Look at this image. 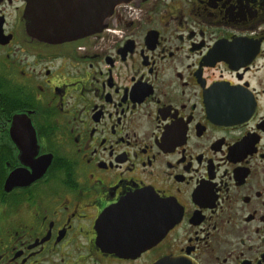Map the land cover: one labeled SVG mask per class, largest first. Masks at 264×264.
I'll return each instance as SVG.
<instances>
[{"label":"flooded vegetation","instance_id":"af4514ba","mask_svg":"<svg viewBox=\"0 0 264 264\" xmlns=\"http://www.w3.org/2000/svg\"><path fill=\"white\" fill-rule=\"evenodd\" d=\"M24 9L0 0V264H264V0H135L60 44Z\"/></svg>","mask_w":264,"mask_h":264},{"label":"water","instance_id":"95a60500","mask_svg":"<svg viewBox=\"0 0 264 264\" xmlns=\"http://www.w3.org/2000/svg\"><path fill=\"white\" fill-rule=\"evenodd\" d=\"M26 33L39 42H74L103 30L114 8L135 0H23ZM14 117L11 134L16 137ZM156 264H185L167 258Z\"/></svg>","mask_w":264,"mask_h":264}]
</instances>
